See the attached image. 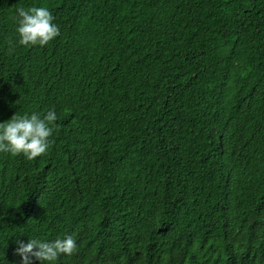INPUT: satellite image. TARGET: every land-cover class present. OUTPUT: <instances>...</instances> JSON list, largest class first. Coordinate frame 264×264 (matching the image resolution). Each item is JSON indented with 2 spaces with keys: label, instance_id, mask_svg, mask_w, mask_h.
<instances>
[{
  "label": "trees",
  "instance_id": "1",
  "mask_svg": "<svg viewBox=\"0 0 264 264\" xmlns=\"http://www.w3.org/2000/svg\"><path fill=\"white\" fill-rule=\"evenodd\" d=\"M51 110L46 154L0 153V264H264V0H0V123Z\"/></svg>",
  "mask_w": 264,
  "mask_h": 264
},
{
  "label": "clouds",
  "instance_id": "2",
  "mask_svg": "<svg viewBox=\"0 0 264 264\" xmlns=\"http://www.w3.org/2000/svg\"><path fill=\"white\" fill-rule=\"evenodd\" d=\"M47 7L20 8L18 10L17 44L24 47H46L60 36V27ZM15 45L9 48V54ZM58 116L55 110L41 116L38 113L23 116L16 114L10 121L0 123V153L23 155L33 161L50 148ZM18 264H58L62 257L78 253L79 244L73 236L52 241L30 238L17 240Z\"/></svg>",
  "mask_w": 264,
  "mask_h": 264
}]
</instances>
